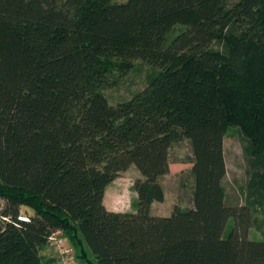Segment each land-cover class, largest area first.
<instances>
[{"label": "trees", "instance_id": "16d2710c", "mask_svg": "<svg viewBox=\"0 0 264 264\" xmlns=\"http://www.w3.org/2000/svg\"><path fill=\"white\" fill-rule=\"evenodd\" d=\"M138 59L146 84L111 103V75ZM231 127L248 174L234 206ZM184 138L193 205L153 214ZM131 164L136 208L111 210ZM0 214V264H47L56 228L96 264H264V0H0Z\"/></svg>", "mask_w": 264, "mask_h": 264}, {"label": "rangeland", "instance_id": "374dc122", "mask_svg": "<svg viewBox=\"0 0 264 264\" xmlns=\"http://www.w3.org/2000/svg\"><path fill=\"white\" fill-rule=\"evenodd\" d=\"M177 27L176 25L169 36H173L177 32ZM152 70L153 68L149 63L138 59L135 60L132 68L126 71H116L111 75L109 84L103 89L109 101L111 103H117L130 98L136 90L146 84L147 74ZM245 142L244 135L237 127H231L224 137L226 162L224 184L227 190L226 202L233 206L244 203V194L241 191V187L245 185L248 179L246 153L244 149ZM191 156L192 150L188 139H181L171 146L170 169L160 179L165 190V199L164 201L153 202V214L169 215L176 205L182 207L193 205L194 181L190 171L192 166ZM139 177H142L141 171L134 164L120 171L116 176L114 181L116 180L118 182V189L112 190V187L107 193V199L114 203V205H117L116 209L126 211L136 208L137 204L135 203L137 198L134 199V196L137 191L134 188V182ZM114 192H116L115 195ZM22 210H24V207H22ZM249 235L263 238L262 233L255 229H252Z\"/></svg>", "mask_w": 264, "mask_h": 264}, {"label": "built area", "instance_id": "2783aa9c", "mask_svg": "<svg viewBox=\"0 0 264 264\" xmlns=\"http://www.w3.org/2000/svg\"><path fill=\"white\" fill-rule=\"evenodd\" d=\"M0 216L2 217L1 214ZM17 218L29 220L30 216L25 212H20ZM48 242L54 248L56 264H84L78 258L74 244L61 228H56L51 232Z\"/></svg>", "mask_w": 264, "mask_h": 264}, {"label": "crops", "instance_id": "0c3cea01", "mask_svg": "<svg viewBox=\"0 0 264 264\" xmlns=\"http://www.w3.org/2000/svg\"><path fill=\"white\" fill-rule=\"evenodd\" d=\"M118 182L115 180H113L112 182H110L107 186H106V190H105V196L106 198H104V203L106 204V206L109 208V209H112V210H118L116 209L117 205H114V203L110 202L109 199H107V193H108V190L110 188L113 187L112 190H117L118 189ZM111 190V191H112ZM116 194V192H114V195ZM138 194L136 192L135 196H134V199L137 198ZM24 209H28V211L33 212L32 209L30 208H27V207H24ZM135 210V209H133ZM42 254H43V258L45 261H47V264H56V261H55V251H54V248L51 244H48L46 245L43 249H42Z\"/></svg>", "mask_w": 264, "mask_h": 264}, {"label": "water", "instance_id": "95a60500", "mask_svg": "<svg viewBox=\"0 0 264 264\" xmlns=\"http://www.w3.org/2000/svg\"><path fill=\"white\" fill-rule=\"evenodd\" d=\"M74 237L77 239L79 245H80V252L78 253V257L80 259H84L86 264H96L88 255V252L84 246L83 239L79 237L77 231L74 233Z\"/></svg>", "mask_w": 264, "mask_h": 264}]
</instances>
